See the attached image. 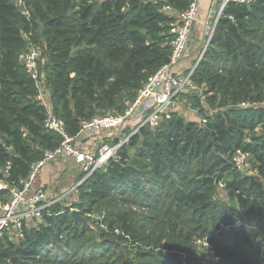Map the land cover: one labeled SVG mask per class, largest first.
<instances>
[{"label":"trees","instance_id":"16d2710c","mask_svg":"<svg viewBox=\"0 0 264 264\" xmlns=\"http://www.w3.org/2000/svg\"><path fill=\"white\" fill-rule=\"evenodd\" d=\"M190 2L0 0V181L20 187L60 144L23 66L25 37L41 50L52 112L75 136L82 121L121 114L168 63L173 18L162 7L182 13ZM190 78L199 91L179 97L200 121L173 113L126 132L107 167L81 185L73 208L86 221L106 205V218L89 226L55 204L17 247L0 238V264H264V0L226 5ZM238 151L251 156L248 172L233 167ZM198 240L215 260L196 257Z\"/></svg>","mask_w":264,"mask_h":264},{"label":"built area","instance_id":"2783aa9c","mask_svg":"<svg viewBox=\"0 0 264 264\" xmlns=\"http://www.w3.org/2000/svg\"><path fill=\"white\" fill-rule=\"evenodd\" d=\"M252 1L211 0L208 17L202 22V26L207 33L205 47H208L219 18L229 2L249 4ZM198 2L199 0H191L188 8L182 13L176 12L170 6L162 7V12L169 14L173 18L169 25V34L172 37V41L170 43L171 55L168 63L147 78L137 91L134 100L129 103L121 114L109 113L82 121L79 132L75 136H69L66 133L64 121L52 112L47 92L41 84L39 50L25 37L28 43L22 56L23 66L26 73L35 83L37 89L36 102L46 111L44 129L48 132H54L60 138V144L56 149L44 152L41 161L32 166L29 176L24 181H21L20 187H9L4 181H0V191L7 190L9 193V198L0 211V238H6L9 242H13L12 240L14 239L23 240L26 236L27 227L35 224L34 229L39 228L38 226L43 221V215L45 213L48 214L52 206L63 200L64 197L61 195L49 197L44 187L33 191L34 183L40 171L46 165L59 160L72 161L73 164L81 168L83 172L82 181H85L94 171L105 169L109 159L128 140V137L123 136L122 141L111 146L104 141L105 138H109L108 135H105L106 133L118 132L120 129H124L127 124L133 122V120H137L138 125L131 131V135L142 127L155 129L163 121L171 118L170 107L181 94L197 93L199 91L190 78L196 67L190 69L186 74L174 71V67L185 56L190 37L197 24ZM256 106V104L240 105L241 108H255ZM262 106L264 107V103H262ZM202 122L205 123L206 121L203 120ZM88 139H92L94 141L93 144H99L95 153L89 152L80 146V142ZM233 167L237 171L248 170L250 162L247 159V154L241 151L236 152L233 156ZM5 168L7 171L9 164ZM65 208H69L67 209L69 212L76 210L73 208V203L65 206ZM115 233L119 232L115 231ZM205 242V240H198L196 243L198 245L203 244L212 255L211 260H215L216 257L211 246Z\"/></svg>","mask_w":264,"mask_h":264},{"label":"rangeland","instance_id":"374dc122","mask_svg":"<svg viewBox=\"0 0 264 264\" xmlns=\"http://www.w3.org/2000/svg\"><path fill=\"white\" fill-rule=\"evenodd\" d=\"M17 4H18V1H17ZM193 33H192L191 37L193 36ZM202 35H203L201 38L202 42L197 48L196 62L194 63L193 67H197L198 63L202 60L205 51L208 50V47L207 48L205 47L206 46V40H207V33L205 30L203 31ZM191 37H190V39H191ZM195 39L196 38H194V36H193V38H192L193 42L196 41ZM198 39H200L199 36H198ZM194 44H196V43L194 42ZM38 50L40 51L39 53L41 54V50L40 49H38ZM184 94H188V93H184ZM170 111L172 112V114L173 113L179 114L184 120H187V121H197V120H192V119H194L195 115L199 116L197 111L192 110L190 107V104L185 99H183L181 97L177 98L174 101V103L170 107ZM193 113H197V114H193ZM209 114L212 115V114H214V112L210 111ZM198 116H197V118H198ZM199 118H200V116H199ZM200 120H201V118H200ZM136 125H138L137 120H133V122L127 124L124 127V129H120L118 132L106 133L105 135H108L109 138L108 139L105 138L104 141L107 143H111V140L113 138L123 139V136L125 134L128 135L126 132L130 133ZM259 133H261L260 129L257 130V134H259ZM98 147H99V144L94 143L92 145L91 149H89V152L95 153ZM247 159H250L249 161H250V163H252L251 156L247 155ZM49 165H53L60 170V173H56V174L52 175L48 179L47 183L45 185H43V187H45L44 189L47 192V194L49 195V197H55L58 195H61L62 197H64L63 200H65V202H60L57 204L60 206L64 205V203L65 204H72V203H76V202H78V203L81 202V200L79 198V194H80L79 190H80L81 185L84 183V181H82L83 172L81 171V168L75 164H71L69 161H64V160H59L55 163H51V164H48L46 166H49ZM250 167H251V165H250ZM246 172H248V170ZM243 174H245V173H243ZM52 179H54V180L52 181ZM79 182H80V184H79ZM218 187H221L220 189H224V185L222 183H219ZM220 189L218 190V199L219 200L221 199L222 193L224 192V190H220ZM5 191H7V190H5ZM74 192H76V193H74ZM223 194H225V193H223ZM8 198H9L8 191H7V194L0 197V211H1V207L5 205ZM120 206H121L120 204L117 205V207H120ZM67 209H69V208H67ZM112 210H113V208L106 207V205H98V206L96 205L95 208L93 209L92 214L89 216H85L87 225L91 226V225H93V222L100 223L104 218L107 217V215L109 213L112 212ZM42 224H43V222L41 223V225ZM36 225H39V224H36ZM41 225L38 227H41ZM34 227H35V224L28 226L27 231L29 232L30 230L34 229ZM228 230L229 229L227 227H225V226L223 227L224 232H228ZM12 241H13L15 247H17V245L21 242L19 239L18 240L14 239ZM202 242H204V241H202ZM196 244H198V243H196ZM200 245L202 246L200 249L194 250V254H196V257L199 259H209V258L211 259L212 255L210 254L209 250L207 248H205L203 244H200Z\"/></svg>","mask_w":264,"mask_h":264},{"label":"crops","instance_id":"0c3cea01","mask_svg":"<svg viewBox=\"0 0 264 264\" xmlns=\"http://www.w3.org/2000/svg\"><path fill=\"white\" fill-rule=\"evenodd\" d=\"M210 3H211V0H199V2H198V21H197V24L195 25L194 30H193V32H194L193 36H194V38H196L195 39L196 41H194V42L196 44H194V42L192 40V38H193V36H192L191 39L189 40L188 47H187L184 58L174 67V71L177 73L186 74V73H188V71L190 69L194 68L193 65L196 62L197 48L202 42L201 38L203 36L202 34L204 31V28L202 26V22L205 21L206 18L208 17V10H209ZM198 36L200 39H198ZM193 114H197V113H193ZM197 116L195 115L194 119H192V120H197L196 122L200 121L199 116H198V118H197ZM93 142L94 141L92 139L84 140V141L80 142V146L82 148H84L85 150L89 151V149H91V147L93 145ZM69 162L71 164H73L72 161H69ZM56 173H60V170L57 167H55L53 165H49V166L44 167L41 170L40 174L38 175L36 182L34 183L33 191L37 188L43 187V185H45L47 183L48 179ZM53 180L54 179H52V181ZM60 202H65V200H61ZM67 205H69V204L64 203V205H62L61 207L65 208V206H67Z\"/></svg>","mask_w":264,"mask_h":264},{"label":"water","instance_id":"95a60500","mask_svg":"<svg viewBox=\"0 0 264 264\" xmlns=\"http://www.w3.org/2000/svg\"><path fill=\"white\" fill-rule=\"evenodd\" d=\"M71 215H72L73 218H75V219L81 221L82 223H84V224L87 223V222L85 221V219H83V218L80 216V214H79L78 211H76V210L72 211V212H71Z\"/></svg>","mask_w":264,"mask_h":264}]
</instances>
